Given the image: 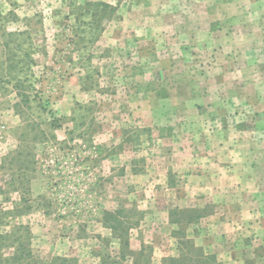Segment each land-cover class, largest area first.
Returning a JSON list of instances; mask_svg holds the SVG:
<instances>
[{"label":"rangeland","instance_id":"374dc122","mask_svg":"<svg viewBox=\"0 0 264 264\" xmlns=\"http://www.w3.org/2000/svg\"><path fill=\"white\" fill-rule=\"evenodd\" d=\"M159 97L175 119L154 127L135 100ZM175 134L198 165L230 154L235 187L251 150L264 183V0H0V264H157V188L135 176ZM248 231L221 264H264Z\"/></svg>","mask_w":264,"mask_h":264},{"label":"crops","instance_id":"0c3cea01","mask_svg":"<svg viewBox=\"0 0 264 264\" xmlns=\"http://www.w3.org/2000/svg\"><path fill=\"white\" fill-rule=\"evenodd\" d=\"M131 14L133 19L137 18L136 12ZM147 38H144V41H147ZM136 57L138 60L136 70L140 72V75H148L152 78L153 75L146 65L148 54L138 51ZM151 85L152 83H148V86ZM135 101L140 113L138 117L145 122H153L154 127L160 126L164 120L171 122L175 119V116L167 117L163 113L166 111L164 108L169 106L167 98L159 97L155 100L141 98ZM157 107H161V110H157ZM178 138V134L172 135L171 139L160 136L158 140L162 143L159 146L160 159L152 160L144 174L135 176L137 181L144 179L149 183V188L154 186L158 190L145 200L146 205L149 206L146 218L149 217L155 222L156 228L153 226L152 231L158 230L156 236L153 235L155 237L152 245L155 247V254L159 251L160 259H152H155L157 264H216V260L218 264H221L224 260L221 261L220 258L226 261L232 260L231 257H227L229 254L226 253L224 242L236 234L246 237L249 235L250 228L258 227V235L264 231V227H260L264 222V193L262 192L264 183L254 177L253 153L248 149L246 159L242 162L243 178L235 187L236 181L233 180L232 175L234 165L230 154L224 153L225 159L222 165L216 166V158H210L208 163L198 165L193 159H188L187 155L192 154L193 158L194 155H199V152L195 147L185 145V141L180 142ZM210 151L206 146L205 154H210ZM257 158L260 159L259 156ZM174 188L182 190L180 196L176 197L178 200L176 206H172L174 201L171 198V191ZM239 188L238 197L235 193L239 191ZM157 192L163 194L158 196ZM201 192L204 193L202 197L199 194ZM208 204H213L215 208L208 215L199 214L197 217L193 215L192 218L190 216L180 218L174 215V211L184 214L190 212L185 209L204 208ZM159 221L162 223L161 226ZM135 235L140 236V233L136 232ZM237 259L239 258H236V261Z\"/></svg>","mask_w":264,"mask_h":264},{"label":"trees","instance_id":"16d2710c","mask_svg":"<svg viewBox=\"0 0 264 264\" xmlns=\"http://www.w3.org/2000/svg\"><path fill=\"white\" fill-rule=\"evenodd\" d=\"M102 6H103V7H106V8H110V9H112V11L115 10L114 8L109 7L108 5H104V4H103ZM109 219H110V218H109ZM106 225H109L108 227H110V228L113 230V232H114L115 234H118L117 227H116L115 225L112 224V221L107 220ZM127 236L129 237V233L127 234ZM119 237L122 238V234H119ZM6 238H8V237H6ZM17 251H18V252L22 251L23 253L26 251L25 253H28L27 250H26V249L24 250L23 248H18ZM24 255H26V254H22V255H20L19 257H22V256H23V258H25ZM28 256H29V255H27L26 259L28 258ZM4 261L9 262L10 260H4ZM20 262H21V258H18L17 260H15V261H14L13 263H11V264H20Z\"/></svg>","mask_w":264,"mask_h":264}]
</instances>
